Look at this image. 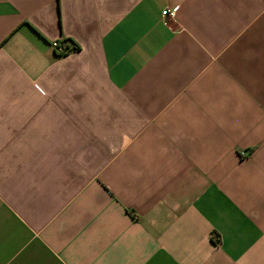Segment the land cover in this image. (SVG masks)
I'll return each instance as SVG.
<instances>
[{
	"label": "crops",
	"instance_id": "crops-1",
	"mask_svg": "<svg viewBox=\"0 0 264 264\" xmlns=\"http://www.w3.org/2000/svg\"><path fill=\"white\" fill-rule=\"evenodd\" d=\"M0 264H264V0H0Z\"/></svg>",
	"mask_w": 264,
	"mask_h": 264
},
{
	"label": "built area",
	"instance_id": "built-area-1",
	"mask_svg": "<svg viewBox=\"0 0 264 264\" xmlns=\"http://www.w3.org/2000/svg\"><path fill=\"white\" fill-rule=\"evenodd\" d=\"M175 10L167 9L163 11L162 16L163 18H171L173 19L175 16ZM69 42H65L63 40L55 41L52 43L53 50L60 56H66L73 52V49L69 48L68 46Z\"/></svg>",
	"mask_w": 264,
	"mask_h": 264
},
{
	"label": "trees",
	"instance_id": "trees-1",
	"mask_svg": "<svg viewBox=\"0 0 264 264\" xmlns=\"http://www.w3.org/2000/svg\"><path fill=\"white\" fill-rule=\"evenodd\" d=\"M77 49H78V47L75 46V45H73V51H74V50H77Z\"/></svg>",
	"mask_w": 264,
	"mask_h": 264
}]
</instances>
